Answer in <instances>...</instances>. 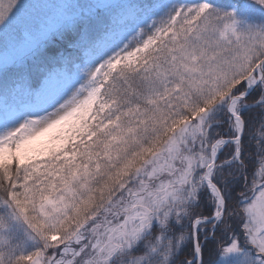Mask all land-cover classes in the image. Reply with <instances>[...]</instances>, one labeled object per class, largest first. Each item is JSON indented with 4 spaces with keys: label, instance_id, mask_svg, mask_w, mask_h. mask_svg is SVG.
Here are the masks:
<instances>
[{
    "label": "snow or ice",
    "instance_id": "obj_1",
    "mask_svg": "<svg viewBox=\"0 0 264 264\" xmlns=\"http://www.w3.org/2000/svg\"><path fill=\"white\" fill-rule=\"evenodd\" d=\"M0 264H264V0H0Z\"/></svg>",
    "mask_w": 264,
    "mask_h": 264
},
{
    "label": "trees",
    "instance_id": "obj_2",
    "mask_svg": "<svg viewBox=\"0 0 264 264\" xmlns=\"http://www.w3.org/2000/svg\"><path fill=\"white\" fill-rule=\"evenodd\" d=\"M218 2H220V3H225V2L222 1V0H218ZM251 115L255 118V117L257 116V113H256V112H253ZM257 127H258V125H257ZM245 143H246V145H248L249 143H251L250 151L253 152V153H255V144H254V141H251V142H250V141L246 140ZM205 256H206V258H207V252L205 253Z\"/></svg>",
    "mask_w": 264,
    "mask_h": 264
},
{
    "label": "rangeland",
    "instance_id": "obj_3",
    "mask_svg": "<svg viewBox=\"0 0 264 264\" xmlns=\"http://www.w3.org/2000/svg\"><path fill=\"white\" fill-rule=\"evenodd\" d=\"M222 1H224L225 3H229V2H231V0H222ZM70 50V49H69Z\"/></svg>",
    "mask_w": 264,
    "mask_h": 264
}]
</instances>
